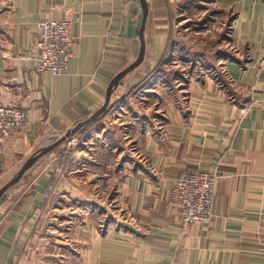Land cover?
Masks as SVG:
<instances>
[{"label":"crops","instance_id":"1","mask_svg":"<svg viewBox=\"0 0 264 264\" xmlns=\"http://www.w3.org/2000/svg\"><path fill=\"white\" fill-rule=\"evenodd\" d=\"M173 1L146 0L144 61L75 133L63 176L54 150L0 197V264H264V0H216L231 54L184 46ZM141 18L139 0H0V100L29 120L0 139V188L103 106L138 56ZM62 19L68 68L39 74L38 23ZM187 169L218 180L210 219L182 236L167 201Z\"/></svg>","mask_w":264,"mask_h":264},{"label":"built area","instance_id":"2","mask_svg":"<svg viewBox=\"0 0 264 264\" xmlns=\"http://www.w3.org/2000/svg\"><path fill=\"white\" fill-rule=\"evenodd\" d=\"M71 25L68 19L44 20L38 23L39 55L34 62V70L37 73L58 76L66 71L74 44ZM212 74L219 86L223 87L230 81L226 71L213 70ZM28 122V112L25 109L0 100V139L10 138L25 128ZM76 143L78 142L74 137L67 143L62 168H67L65 162L70 154L69 149L72 150ZM60 174L61 172L54 173V176ZM217 180L216 174L199 170H186L177 176L169 194L168 205L177 212L180 228L184 232L188 233L193 227H198L210 219ZM53 189L52 183L46 193L50 195Z\"/></svg>","mask_w":264,"mask_h":264},{"label":"rangeland","instance_id":"3","mask_svg":"<svg viewBox=\"0 0 264 264\" xmlns=\"http://www.w3.org/2000/svg\"><path fill=\"white\" fill-rule=\"evenodd\" d=\"M173 3V17L177 23V27L174 29V32L177 33L175 37L180 38L184 46L196 49L209 48L210 46L213 48V46H215L213 49H216L217 51L228 54L232 53L230 47L226 43L227 40L224 42L223 39L224 34L228 37V25L225 22V18L228 16V14L218 7L216 0H174ZM189 6H191V8H188ZM168 10L171 9L168 7ZM63 134L64 133L53 138V142L58 140L61 136H63ZM72 138L64 141V143H66L64 147L62 146L64 143L60 145V148H64L63 150H58L59 147H57L54 149L55 152L54 150L52 151L54 152L53 158L57 161V164L52 168V171L53 174H59L61 172L58 177H61L66 170V167L62 168L64 162L63 153L66 152L67 143L71 142ZM76 139L77 142L80 141L79 138ZM52 140L45 145L52 144ZM69 150L70 154L66 158L65 165L68 164V162L74 157V150ZM181 232L182 236H185L190 231L187 233L181 229Z\"/></svg>","mask_w":264,"mask_h":264},{"label":"water","instance_id":"4","mask_svg":"<svg viewBox=\"0 0 264 264\" xmlns=\"http://www.w3.org/2000/svg\"><path fill=\"white\" fill-rule=\"evenodd\" d=\"M140 7L142 11V18H141V25L139 29V37H140V50L138 53V56L134 60V62L125 68L123 71H121L111 82V84L108 87L105 102L103 106L95 112L90 118L87 120H84L82 122H79L76 126L73 128L67 130L63 136H61L58 140L54 141L52 144H49L47 146H44L42 148H39L36 150L32 155H30L25 162L22 164V166L18 169V171L15 173V175L9 180L4 186L0 188V197L9 189L14 187L18 182L21 181V179L24 177V175L44 156L51 153L54 149L59 147L64 141L72 138L76 132L84 128L85 126L91 124L96 119H98L100 116H102L107 108L109 107L110 98L115 90L116 87L123 84V78L133 72L137 67H139L142 62L144 61L145 57V29L148 24V5L146 0H139Z\"/></svg>","mask_w":264,"mask_h":264}]
</instances>
